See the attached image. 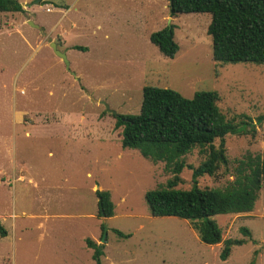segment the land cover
Here are the masks:
<instances>
[{"label": "rangeland", "instance_id": "rangeland-1", "mask_svg": "<svg viewBox=\"0 0 264 264\" xmlns=\"http://www.w3.org/2000/svg\"><path fill=\"white\" fill-rule=\"evenodd\" d=\"M18 1L22 12H0V223L7 229L0 264H94L86 238L103 246L101 264H264V180L252 211L212 217L222 241L205 244L188 220L151 215L145 192L173 175L163 162L123 148L113 116L137 114L146 85L187 98L217 92L226 118L247 123L224 136L227 163L197 179L201 188L222 189L240 160L264 149V119L257 120L264 64L213 60L211 15L172 17L169 0ZM171 24L179 47L173 58L149 40ZM52 42L67 53L70 71ZM13 103L20 121L11 129ZM204 158L198 148L184 156L193 166ZM179 177L177 188L192 186L190 168ZM96 189L110 192L113 216H98ZM225 239L244 243L221 259Z\"/></svg>", "mask_w": 264, "mask_h": 264}, {"label": "trees", "instance_id": "trees-1", "mask_svg": "<svg viewBox=\"0 0 264 264\" xmlns=\"http://www.w3.org/2000/svg\"><path fill=\"white\" fill-rule=\"evenodd\" d=\"M170 16L180 13H209L211 21L207 34L212 41V58L221 63L248 62L264 64V0H169ZM18 0H0V12H22ZM174 26H166L149 36L151 43L166 57L173 58L178 51L174 40ZM74 49L85 51L83 46ZM142 103L137 114H114L115 128H121L123 148L137 149L154 162L161 161L172 173L165 185L145 192V201L152 216H174L188 220L205 244L222 241V231L212 218L217 214L247 213L253 210L264 180V149L261 155L248 156L239 161L233 180L224 188H201L197 179L212 176L220 164H226L224 136L242 133L247 124L237 127L217 105L218 93L197 91L191 98L172 88L146 85L142 90ZM263 116L258 117L262 121ZM219 139L216 147L214 142ZM198 148L205 158L197 165L186 164L184 156ZM184 167L192 170L189 189L176 186ZM99 217L114 215V204L108 190L96 189ZM101 229L103 225L101 224ZM118 237L129 233L113 228ZM241 231L248 235L249 230ZM7 231L0 223V236ZM242 239H225L220 253L226 259L233 245H242ZM85 244L92 249L94 264H101L103 246L90 238ZM249 264H255V259Z\"/></svg>", "mask_w": 264, "mask_h": 264}, {"label": "water", "instance_id": "water-1", "mask_svg": "<svg viewBox=\"0 0 264 264\" xmlns=\"http://www.w3.org/2000/svg\"><path fill=\"white\" fill-rule=\"evenodd\" d=\"M38 2H39V0H36V1H35V3H38ZM30 25L35 26V25H34L33 23H31V22H30ZM50 45H51V47H52L54 53H55L59 58L62 59V61L64 62L65 66H66V68H67V70L70 71V62H69V60H68V58H67V54H66V52H64V51H60V50L56 47V44H55L54 42H52ZM106 107H107V109H108L111 113H113V111H111L107 105H106ZM102 225H103V229H102V236H101V240H100L101 243H103V242L105 241V238H106V236H107V232H108V226H107V224H106V223H103Z\"/></svg>", "mask_w": 264, "mask_h": 264}, {"label": "crops", "instance_id": "crops-1", "mask_svg": "<svg viewBox=\"0 0 264 264\" xmlns=\"http://www.w3.org/2000/svg\"><path fill=\"white\" fill-rule=\"evenodd\" d=\"M19 121H20V115L15 113L14 103H13V106H11V111H10V125H11V129H13L14 124L18 123ZM25 134L27 135L28 134V131H26ZM6 231H7V229H6Z\"/></svg>", "mask_w": 264, "mask_h": 264}]
</instances>
